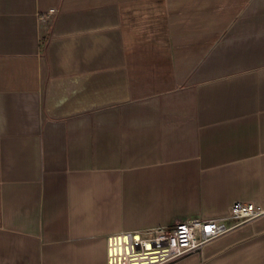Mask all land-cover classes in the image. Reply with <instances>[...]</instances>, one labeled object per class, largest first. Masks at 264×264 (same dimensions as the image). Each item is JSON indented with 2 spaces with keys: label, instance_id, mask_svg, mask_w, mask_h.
I'll list each match as a JSON object with an SVG mask.
<instances>
[{
  "label": "crops",
  "instance_id": "crops-1",
  "mask_svg": "<svg viewBox=\"0 0 264 264\" xmlns=\"http://www.w3.org/2000/svg\"><path fill=\"white\" fill-rule=\"evenodd\" d=\"M237 200L264 208V0H0V264H128L121 233ZM164 264H264V213Z\"/></svg>",
  "mask_w": 264,
  "mask_h": 264
},
{
  "label": "built area",
  "instance_id": "built-area-1",
  "mask_svg": "<svg viewBox=\"0 0 264 264\" xmlns=\"http://www.w3.org/2000/svg\"><path fill=\"white\" fill-rule=\"evenodd\" d=\"M49 8L46 16H51ZM264 208L250 201H234L229 212L214 218L190 217L145 231L121 233L118 254L128 264H164L182 255L198 252L215 237L247 220L263 215ZM232 219L233 223L226 224Z\"/></svg>",
  "mask_w": 264,
  "mask_h": 264
},
{
  "label": "bare ground",
  "instance_id": "bare-ground-1",
  "mask_svg": "<svg viewBox=\"0 0 264 264\" xmlns=\"http://www.w3.org/2000/svg\"><path fill=\"white\" fill-rule=\"evenodd\" d=\"M113 246V245H112ZM115 249V248H114ZM115 252V251H114ZM114 253H113V250H112V253H111V257H113ZM121 259V258H120Z\"/></svg>",
  "mask_w": 264,
  "mask_h": 264
}]
</instances>
